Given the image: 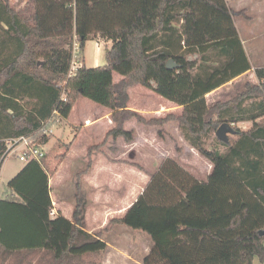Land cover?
<instances>
[{"label": "trees", "instance_id": "obj_1", "mask_svg": "<svg viewBox=\"0 0 264 264\" xmlns=\"http://www.w3.org/2000/svg\"><path fill=\"white\" fill-rule=\"evenodd\" d=\"M33 2L30 25L9 0H0V167L6 140L33 137L47 144L48 135L38 132L55 114L66 120L84 98L108 109L114 127L87 148L76 190L108 139L134 140L125 129L130 121L159 129V138L164 126L176 123L211 171L199 181L165 160L125 214L91 234L83 228L84 205L77 194L70 220L50 217L51 160L46 154L31 160L7 183L13 198L0 200V264H101L108 249L103 236L119 226L150 240L141 264H252L254 257L263 262L264 68L254 70L256 83L246 82L227 101L208 105L205 98L251 70L234 25L244 11L233 13L225 0ZM74 37L81 51L90 38L110 40L106 65L81 66L68 78ZM194 55L197 59H188ZM169 60L175 69L166 68ZM114 74L122 80L114 83ZM136 86L181 107V115L146 119L129 109L128 90ZM245 121L252 126L242 131L237 125ZM223 123L236 139L216 138L223 152L206 149L204 139ZM71 146L53 161L61 162Z\"/></svg>", "mask_w": 264, "mask_h": 264}, {"label": "rangeland", "instance_id": "obj_2", "mask_svg": "<svg viewBox=\"0 0 264 264\" xmlns=\"http://www.w3.org/2000/svg\"><path fill=\"white\" fill-rule=\"evenodd\" d=\"M227 2L228 3H226L225 1L226 6L228 4L227 8L233 13L244 11V16L234 18L237 27L235 28L244 43L245 51L248 54L252 65L255 68H264V0H228ZM9 4L11 8H13L17 12V14L25 19L30 25L35 23V7L33 0H9ZM74 38L75 40H77L76 37ZM111 45L112 42L110 40L102 39L99 37L90 38L85 43L83 51L80 50L77 60L79 62H82V66L87 69L94 67H103L106 65V52L110 49ZM188 59L194 60L197 59V57L194 55L188 57ZM114 76L115 81H118V78H121L117 74ZM246 82L256 83L257 81L255 77L254 80L246 79L244 83L235 85L232 88H227L226 90H222L219 96V101L217 102L227 101L237 93L241 92ZM140 91L141 88L139 86L134 87L130 91L133 105L140 107L143 110H150L152 112L155 109V106L153 105L157 103L156 96L155 94H153L154 92L152 90H149L150 92L144 90L146 92L143 93H146L148 97H143L142 95L140 96L138 94L140 93ZM94 105L95 104L86 99L79 102L76 106V110L72 120L77 123L79 121L83 122L84 116H99L100 110L98 109L103 108H95ZM248 105L249 104H246V109ZM146 119H150V117ZM130 122L131 123L129 124L127 129L125 128L126 130H132L134 128V131L138 134H141V132H145L148 137H150L149 135L151 134V132H153V127L145 128L143 127V125L140 126V124L135 121ZM237 127L239 126L237 125ZM45 129L47 131L51 129L52 131V133L48 134V137L50 138L49 142L43 146L46 157L51 160L52 164L56 163V161H53L54 156L64 153L66 151L65 145H69L71 144V142L76 140L71 150H69L66 159L62 160L63 163L60 167L58 175V182L60 183V187L53 193L54 198L62 199V206L65 208L68 206L73 207L75 195L77 194L83 205H94L96 203V207V205L99 206L100 204L101 206L102 204V207L104 208L103 212L105 211V217H107L108 214L106 212V209L108 203H111L109 204L111 205V208H115L113 202L123 201L121 194L123 191H125L124 187L128 185L129 179L131 180V191L126 193V198H131L130 202H133V200L135 201L143 192L145 183L149 178L148 175L157 170L159 166H161V164L167 159L176 162L182 168L184 166L188 170V172L193 175V177H197L199 180H205L206 175L211 169V165L209 164V162L206 161L202 156H200L196 151L191 152L189 150H186L184 153L182 152V149L180 147L184 148V143L187 142L183 139L182 132L181 130H179L177 124L170 123L167 131L163 128V138L158 137L157 131L159 129L154 128L156 130V137H158L159 140L163 141L159 144V146L165 154H157L161 156L155 157L154 153H148V151H134L132 153H129V155L127 153L124 154L126 156L125 158L122 157V159H117L116 157L118 155H116L113 150L115 148L123 150L124 147L121 143L124 141L122 139H118L122 142L116 143L111 142L113 139H108L107 144L103 148L104 159L110 164H115V167L112 170L111 168H109L108 170L110 171H108V173L104 176L94 177L96 179V181L94 182L96 187L90 186L86 182L88 180L87 177H85L87 174L84 175L78 184L79 189L76 190L77 174L85 168L87 162V147L93 144H98L104 139V124L101 122L98 128H92L91 130H89L92 132L91 135H88L87 133H81L79 135L78 131L80 130L76 132L74 128L72 129V127H70L67 123H64L61 119L59 120L58 118H54L47 125V127H45ZM133 134L135 137L134 132ZM77 135H79L78 138ZM228 137H231L232 140L236 139L234 135ZM183 140L185 141L184 143ZM215 140V133H212L211 135L206 137L204 139L205 148L208 150L219 148L223 152L225 149L223 147H220ZM187 145L189 144L187 143ZM178 149H180V151H178ZM99 160L101 161V163H103L104 161L103 159ZM122 163H126L132 168H136V172L134 173L132 168L131 170L128 166L122 165ZM22 165L23 163L20 162L14 155L8 156L3 161L1 165L0 176V195L4 194V191H7V181L9 176H11L10 173L12 172L14 166L16 167ZM140 168L142 170H140ZM121 210L122 207L119 210L117 209L116 211L118 212ZM85 220L87 221V219ZM88 220L89 222L93 221L89 218ZM120 229H126V231L124 233H115L116 238H113L114 241H110L114 246L124 250L125 254L120 257L114 256V258H112L114 260V263L141 264L142 259L150 250V240L141 232L133 231L124 227H120ZM107 253L108 251L105 252V257L108 256L106 255ZM39 256L40 255L38 254L34 256L33 262L38 259ZM252 264H264V261L261 262L257 257H254Z\"/></svg>", "mask_w": 264, "mask_h": 264}, {"label": "crops", "instance_id": "obj_3", "mask_svg": "<svg viewBox=\"0 0 264 264\" xmlns=\"http://www.w3.org/2000/svg\"><path fill=\"white\" fill-rule=\"evenodd\" d=\"M225 1H226V3H228L227 2L228 0H225ZM227 6H228V4H227ZM234 22H235V27H236V21H234ZM239 38H240V36H239ZM240 40H241L243 48H244V43H243L241 38H240ZM244 50H245V48H244ZM246 55L248 57L250 65H251V70L246 72V73H244V74H242V75H240L239 77L235 78L234 80L226 83L225 85L221 86L220 88H218V89L210 92L209 94H207L205 96V98H206V102H207L208 105H211V103H213V102L219 101V96H220V93H221L222 90H226L227 88H232L235 85L244 83L246 79L254 80V77H255L254 76V70L257 69V68H255L252 65L247 53H246ZM114 75H116V74H114ZM114 75H113V82L114 83H118L120 80H122V77L120 76L121 78H118V81H115V79H114L115 76ZM133 88H130L128 90V96H129L128 108L133 110V111L138 112L144 118H148V117H150V118H164V117H166L169 114H172L174 116L181 115V113H182V108L181 107L176 106L175 104L163 99L162 97L158 96L155 93H153V94H155V96H156L157 103H155L153 105V106H155V109L152 112L150 110H143L142 108L133 105V101H132L131 94H130V91ZM140 88H141V91L138 94L140 96L142 95L143 97H145V96L148 97V95H146V93H143V92H146L144 90H147V92H150L151 90L149 91V89H146V88H143V87H140ZM83 100H84V98H79L77 100L76 104L74 105V107L70 111V113L68 115V118L66 120H64L63 122L67 123L70 127H72V129L76 128V127H79L80 128V131H78L79 135L81 133H87L88 135H91L92 132L89 131V130H91L92 128H98L99 124L102 122L104 124V127H105V129L103 130L104 131L103 135H105L109 130H111L114 127L112 121L110 120L111 113L106 108L100 107L99 105L95 104L94 105L95 108H99V107L103 108V109H98V110H100L99 111V116H93V115L84 116L83 117V122L79 121L77 123H75L72 120V118L74 116V113H75V110H76L77 104L79 102L83 101ZM130 123L131 122H128V123L125 124V128L126 129H127V127L129 126ZM169 124L164 126V129L166 131H167V128H168ZM238 126H239V128H243V129H241L242 131H247V130H249L251 128L252 122H250V121L241 122V123L238 124ZM143 127H145V126H143ZM145 128H151V127H145ZM127 131H133L135 133L134 140L131 143L127 144L125 142L119 141L118 139L115 140V141H113V140L111 141V142H116V143L122 142L121 144H123V147H124L123 150H119V149H116V148L113 150L114 153L116 155H118L116 157L117 159H122V157L125 158L126 156L124 154L127 153L129 155V153H132L134 151H136V152L148 151V153H154L155 157L156 156H161V155H157V154L164 153V151H162L160 149V146H159V144L162 143L163 141L159 140L158 137H156V134H155L156 130L154 128H152L153 132H151V134L149 135L150 137H148L145 132H141V134H138L137 132L134 131V128L132 130H127ZM79 135H77V138H78ZM75 141L76 140H74L72 142V146L75 143ZM184 142L185 141L183 140V143ZM72 146H71V148H72ZM71 148H70V150H71ZM180 148L182 149L183 153L186 150H189L191 152H195V150L193 148H191L189 145H187V143H184V148L183 147H180ZM68 153L66 154L64 160L66 159ZM99 159H103L104 160L103 163H101V161ZM62 163H63V161L60 162V163L56 162L54 164H52V162H51L49 164L50 169L54 170V174L49 179V182H48V187L50 189V198H51V202H52V210L54 211V216L52 217V219L55 218L56 216H58L59 214H61L65 219L70 220L71 219V214H72V206H68V207L65 208V207L62 206V199H60V198L56 199V198L53 197L54 196V194H53L54 191L58 190L59 187H60V183L58 182V175H59V170H60V167H61ZM25 164L26 163H23L22 166H16V167L14 166V168L12 169V172L10 173L11 176H9L8 181L11 180L13 177H15L19 173V171L24 167ZM122 165L128 166L129 169L132 168L131 166L127 165L126 163H122ZM114 167H115V164H110L104 159V154H100V153L93 154L91 170L85 176L88 179L86 182L90 186L96 187V185L94 183L96 181V179L94 177H96V176L97 177L104 176L105 174L108 173V171H110V170H108L109 168H111V170H112ZM183 168L188 172V170L184 166H183ZM132 169H133V172L135 173L136 172V168H132ZM158 169L155 170L152 174L156 173L158 171ZM210 171H211V169H210ZM210 171L206 175V178L210 174ZM0 176H1V167H0ZM89 179H91V180H89ZM196 179L199 180L197 177H196ZM148 180H149V178L147 179L146 183L148 182ZM205 180H199V181H205ZM8 181H7V183H8ZM128 181H129L128 185H126V187H124L125 191H123L122 194H121L123 201L122 202H120V201L113 202L114 203V207L115 208L117 207V208L116 209L115 208H111V205H109L111 203H108V206H107V209H106L107 210L106 212L108 214L107 217H105V213H104L105 211L103 212L104 208L102 207L103 206L102 204H101V206H100V204H99V206L96 205V207H95L96 203L94 205H91V204L90 205H87V204L84 205V208H83V211H84V213H83L84 226H83V228H84V230L87 233H91V234L97 233L102 228L108 227L109 226V222H110L111 219L122 217L125 214L126 210L134 202V200H133V202H130L131 198H129V199L126 198V196H127L126 193L131 191V189H130L131 180L129 179ZM146 183H145V185H146ZM4 192H5L4 194L0 195V200L9 199L10 197L13 198V195H12L11 191H9L7 189V191H4ZM91 207H95V208H91ZM121 207H122V210L117 212L116 210L117 209L119 210ZM88 218L93 220V221H90L92 223L89 222ZM85 219H87V221ZM120 227H122V226L114 227L109 232L104 234L103 240L108 245V249L106 250V251H108V253L106 254L108 256L105 257V255H103L104 258L101 261V264H115L114 260L112 258H114V256H119L120 257V256L125 254L124 250L114 246L113 243H111V241H114L113 238H116L115 235L117 234V232L124 233L126 231V229H120Z\"/></svg>", "mask_w": 264, "mask_h": 264}, {"label": "built area", "instance_id": "obj_4", "mask_svg": "<svg viewBox=\"0 0 264 264\" xmlns=\"http://www.w3.org/2000/svg\"><path fill=\"white\" fill-rule=\"evenodd\" d=\"M79 52H80L79 43L74 38L72 45V62L70 69L68 71V78L74 76L77 70L82 66V62H79L77 60ZM56 115L57 114H55L54 117L45 124V126L38 132V135H48L52 133L51 129L47 131L45 127H47V125L54 118H58ZM5 145H6V149L2 157V163L10 155H14L20 162L23 163H27L31 160L39 161L45 155V151L43 149L44 145L36 144L33 137H19V138L9 139L5 141ZM49 215L52 218L54 216V211L51 210Z\"/></svg>", "mask_w": 264, "mask_h": 264}, {"label": "water", "instance_id": "obj_5", "mask_svg": "<svg viewBox=\"0 0 264 264\" xmlns=\"http://www.w3.org/2000/svg\"><path fill=\"white\" fill-rule=\"evenodd\" d=\"M166 68L167 69H175L176 68V65H175V63L172 60H169L166 63ZM233 135H235V131L227 123L221 124L218 127V129L216 130V132H215V137L219 141L224 142V143H227L228 142V136H233Z\"/></svg>", "mask_w": 264, "mask_h": 264}]
</instances>
